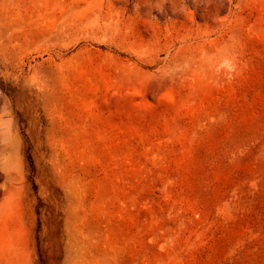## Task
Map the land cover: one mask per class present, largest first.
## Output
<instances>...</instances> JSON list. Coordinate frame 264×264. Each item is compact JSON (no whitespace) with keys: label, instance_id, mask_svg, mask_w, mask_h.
Instances as JSON below:
<instances>
[{"label":"rangeland","instance_id":"obj_1","mask_svg":"<svg viewBox=\"0 0 264 264\" xmlns=\"http://www.w3.org/2000/svg\"><path fill=\"white\" fill-rule=\"evenodd\" d=\"M0 264H264V0H0Z\"/></svg>","mask_w":264,"mask_h":264}]
</instances>
